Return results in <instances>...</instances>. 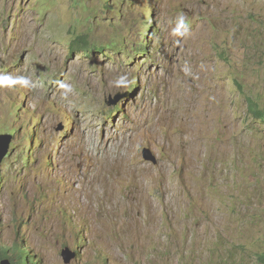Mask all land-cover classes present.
<instances>
[{
	"label": "rangeland",
	"instance_id": "1",
	"mask_svg": "<svg viewBox=\"0 0 264 264\" xmlns=\"http://www.w3.org/2000/svg\"><path fill=\"white\" fill-rule=\"evenodd\" d=\"M0 77V254L264 264V0H0Z\"/></svg>",
	"mask_w": 264,
	"mask_h": 264
},
{
	"label": "trees",
	"instance_id": "2",
	"mask_svg": "<svg viewBox=\"0 0 264 264\" xmlns=\"http://www.w3.org/2000/svg\"><path fill=\"white\" fill-rule=\"evenodd\" d=\"M76 44H77V39H75L71 45L72 50H76ZM97 47L96 44H92L87 41V38L85 35H83V50L86 52H90L93 49ZM248 108L249 112L256 118L258 119H264V109L259 107L258 103L254 99H249L248 100ZM19 246L15 245L13 250H6L4 253L0 254V260H7L9 257V261L12 264H38L37 261L33 260L31 262V259L28 258V254H25L22 249L19 255L14 259V253L18 252ZM24 253V254H22ZM12 257V258H10ZM18 259L19 261H17Z\"/></svg>",
	"mask_w": 264,
	"mask_h": 264
},
{
	"label": "water",
	"instance_id": "3",
	"mask_svg": "<svg viewBox=\"0 0 264 264\" xmlns=\"http://www.w3.org/2000/svg\"><path fill=\"white\" fill-rule=\"evenodd\" d=\"M122 95H118L116 96L114 99H111L109 101V105H115L117 104V102H119V100L122 99ZM10 137L7 135H1L0 136V166L3 162V160L6 158L9 149H10ZM143 157L145 160L152 162L154 164L158 163V158L157 156L153 153V151L149 148L145 149L143 152ZM65 261L69 262V260L71 259L70 256H68L67 254H65ZM1 264H12L9 260H2Z\"/></svg>",
	"mask_w": 264,
	"mask_h": 264
},
{
	"label": "bare ground",
	"instance_id": "4",
	"mask_svg": "<svg viewBox=\"0 0 264 264\" xmlns=\"http://www.w3.org/2000/svg\"><path fill=\"white\" fill-rule=\"evenodd\" d=\"M83 83V80H82ZM47 95V94H46ZM55 96V95H54ZM141 121H139L138 125H140ZM129 129H135V127H131V128H124L122 129V132L120 131H114V133L112 134V138L109 140H105V141H99V145L94 147V149L96 151L100 150V149H104V154L107 158H114L117 155L118 156H123V154H117L116 151H114V149L118 148L119 145L123 144L124 142H126V138L124 136V132H127L128 135V131ZM127 137V136H126ZM93 147V145H92ZM126 158V157H124ZM122 159V158H121ZM124 160V159H123ZM127 160V158H126ZM113 163V162H112Z\"/></svg>",
	"mask_w": 264,
	"mask_h": 264
},
{
	"label": "clouds",
	"instance_id": "5",
	"mask_svg": "<svg viewBox=\"0 0 264 264\" xmlns=\"http://www.w3.org/2000/svg\"><path fill=\"white\" fill-rule=\"evenodd\" d=\"M186 30H187L186 22H185L184 18L181 16V17H179L178 27L176 29H174V32L183 35L186 32ZM11 79L12 78H10V77H0V82L8 81V80H11ZM24 83H25V86H26L27 85V81H25ZM121 86H123V87H127L128 86V80H127L126 77H120L119 80L117 81V87H121ZM60 87L67 89V91H71V89L67 85H65L63 83H61ZM7 260H9V259H7Z\"/></svg>",
	"mask_w": 264,
	"mask_h": 264
}]
</instances>
